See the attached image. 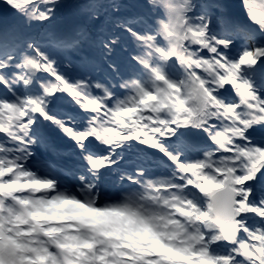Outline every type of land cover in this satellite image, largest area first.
Returning a JSON list of instances; mask_svg holds the SVG:
<instances>
[{
	"label": "snow or ice",
	"instance_id": "obj_1",
	"mask_svg": "<svg viewBox=\"0 0 264 264\" xmlns=\"http://www.w3.org/2000/svg\"><path fill=\"white\" fill-rule=\"evenodd\" d=\"M0 264H264V0H0Z\"/></svg>",
	"mask_w": 264,
	"mask_h": 264
}]
</instances>
